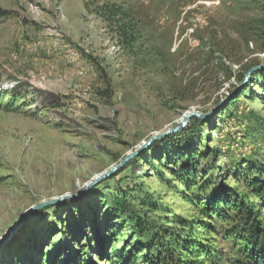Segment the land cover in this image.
Listing matches in <instances>:
<instances>
[{
  "label": "rangeland",
  "instance_id": "1",
  "mask_svg": "<svg viewBox=\"0 0 264 264\" xmlns=\"http://www.w3.org/2000/svg\"><path fill=\"white\" fill-rule=\"evenodd\" d=\"M108 5L126 17L112 23ZM0 12V239L31 206L80 192L220 106L79 202L34 214L0 264H146L137 218L195 225L198 197L238 186L230 170L264 172V70L239 90L264 63V0H0ZM213 222L217 233H195L229 257Z\"/></svg>",
  "mask_w": 264,
  "mask_h": 264
},
{
  "label": "trees",
  "instance_id": "2",
  "mask_svg": "<svg viewBox=\"0 0 264 264\" xmlns=\"http://www.w3.org/2000/svg\"><path fill=\"white\" fill-rule=\"evenodd\" d=\"M108 10L107 19L112 23L126 17L116 6L102 8V11ZM237 102L238 100H234L230 105H237ZM213 154L216 155V150H213ZM230 171L238 186L234 188L225 182L211 197H198L199 205L204 207L200 210L204 219L197 224L190 225L176 215H173L169 223L157 226L147 224L148 217L137 218L139 237L147 236L146 240L149 241L144 257L146 264H264V219L260 212V208L264 209V172L255 171L253 165H250L246 174L239 173L236 168ZM178 179L182 184L186 182L184 178ZM186 185L187 191H192L191 188L195 186ZM205 185L200 190L207 194L211 187L207 183ZM184 198L189 203L196 202L190 199L188 193L184 194ZM77 202L78 199L73 201ZM119 207L121 212H128L131 208L126 203H120ZM214 219L223 228L225 242L233 246L229 257L205 243L195 233L196 227L205 233H217Z\"/></svg>",
  "mask_w": 264,
  "mask_h": 264
},
{
  "label": "water",
  "instance_id": "3",
  "mask_svg": "<svg viewBox=\"0 0 264 264\" xmlns=\"http://www.w3.org/2000/svg\"><path fill=\"white\" fill-rule=\"evenodd\" d=\"M264 70V63H261L257 66L252 67L249 72L247 73L244 81L242 82L239 90L241 88H243L248 82L249 80L252 78V76H254L257 72H260ZM238 90V91H239ZM237 91V92H238ZM220 109V106L216 107L215 109H213L211 112L207 113V114H199V113H190L189 115H187L184 120L183 123L180 127L172 129V130H168L166 132L163 133H159L156 134L154 136H152L148 142H146L145 144H143L135 153L129 154L118 166L117 168L110 170L108 172H105L103 174H101L100 176H97L93 179L92 182H90L89 184H87L85 186V188L83 190H81L78 193L75 194H64L62 196L59 197H55L53 199L44 201V202H40L38 204H35L33 206H31L29 209H27L17 220V222L10 228V230L0 239V252L3 251L6 247H8V245L10 244V242H12L17 236L18 234L21 232V230L27 225L29 219L36 213H38L41 210L53 207V206H57V205H61V204H65L67 202L70 201H74L82 196L87 195L98 183L102 182L104 179H106L107 177H109L110 175H112L115 171H117L119 168L123 167L124 165H126L131 159H133L134 157H137L142 151L149 149L152 144L156 141L162 140L163 138L178 132L180 129H183L186 124L188 123V121H190L192 118H199L202 121L208 119L209 117H211L212 115H214L218 110Z\"/></svg>",
  "mask_w": 264,
  "mask_h": 264
}]
</instances>
